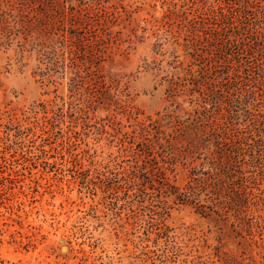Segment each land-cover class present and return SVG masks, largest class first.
Listing matches in <instances>:
<instances>
[{
  "label": "rangeland",
  "instance_id": "obj_1",
  "mask_svg": "<svg viewBox=\"0 0 264 264\" xmlns=\"http://www.w3.org/2000/svg\"><path fill=\"white\" fill-rule=\"evenodd\" d=\"M0 264H264V0H0Z\"/></svg>",
  "mask_w": 264,
  "mask_h": 264
},
{
  "label": "trees",
  "instance_id": "obj_2",
  "mask_svg": "<svg viewBox=\"0 0 264 264\" xmlns=\"http://www.w3.org/2000/svg\"><path fill=\"white\" fill-rule=\"evenodd\" d=\"M230 2V1H227ZM228 4V3H226ZM228 10H225L224 7L219 8L218 15L215 20V25L218 27L213 31V46L215 50H212V60L214 65L219 64L218 67H215L214 71L217 74H213L214 85L213 89H220L225 87H235L232 96L236 97L239 100L242 95V90L245 94H248L246 91L245 83L252 81V76L250 75V80L244 78L247 71V56H250L251 46L249 41L244 37V31L238 27H235V20L232 17V11L230 8L226 7ZM237 10L240 8H236ZM243 10V8H242ZM243 32V33H242ZM215 43V45H214ZM223 68L222 70H217ZM249 77V76H248ZM243 79V80H241ZM244 80L246 82H244ZM221 81V82H220ZM243 85V89L237 88V85ZM213 94V91L210 92V96ZM250 94V93H249ZM246 98V97H245ZM183 198L186 197L185 194L180 195Z\"/></svg>",
  "mask_w": 264,
  "mask_h": 264
}]
</instances>
